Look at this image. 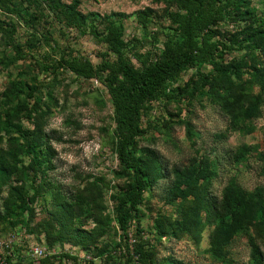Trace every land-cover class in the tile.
Here are the masks:
<instances>
[{"label":"rangeland","instance_id":"1","mask_svg":"<svg viewBox=\"0 0 264 264\" xmlns=\"http://www.w3.org/2000/svg\"><path fill=\"white\" fill-rule=\"evenodd\" d=\"M7 1L0 159L14 174L0 185V264H35V246L44 257L101 258L121 238L115 207L130 180L115 154L106 88L56 64L112 61L101 42L108 20L122 27L123 57L152 64L178 8L171 0ZM252 29L264 32V0L227 7L208 32L211 60L168 82L141 114L144 134L130 153H152L163 173L128 232L141 231L153 264H264V36L253 39ZM185 169L189 188L175 179ZM12 188L25 192L23 203Z\"/></svg>","mask_w":264,"mask_h":264},{"label":"trees","instance_id":"2","mask_svg":"<svg viewBox=\"0 0 264 264\" xmlns=\"http://www.w3.org/2000/svg\"><path fill=\"white\" fill-rule=\"evenodd\" d=\"M57 6L59 0H50ZM178 8V12L169 13L167 18L175 26L172 33L165 36L162 49L156 61L152 64H142L139 68L128 62L122 53V27L111 20L107 21L101 37L114 59L103 60L96 66L87 60H63L57 62L58 67H63L76 76L91 79H100L106 88L113 112L115 154L120 171L128 176L130 183L123 191L120 201L115 207V220L121 233V238L115 248L104 254L101 258H119L129 264L136 258L138 264H153L152 254L142 243L141 231L135 229L132 243H128V230L131 228L134 216L138 214V206L142 203L143 194L147 186L163 171L152 153L147 157H133L130 153L135 140L143 136L140 127L142 112L147 110L150 103L158 101L164 94L165 86L174 80L186 69L206 64L216 51V44L210 41V27L222 19L224 10L234 5L238 0H171ZM7 0H0V11L11 14L14 10L9 8ZM145 12H149L148 9ZM70 18L78 21L80 17L74 12V7L69 9ZM139 21L144 25L146 17L141 15ZM250 29V28H249ZM0 32L11 40L13 27L0 21ZM251 36L260 40L264 36L261 30L252 29ZM232 37H234L232 35ZM237 38V36H235ZM249 39V38H245ZM244 41V39H243ZM15 52L17 47H13ZM18 55V52H16ZM18 57V56H17ZM155 163V164H154ZM14 174L12 166L0 159V185L4 184ZM187 169L176 172L175 179L179 183L184 179V185L189 188L193 179ZM13 199L24 202L25 192L18 188L11 189ZM7 210V208H5ZM137 237V238H136ZM51 258H74L67 254L44 257L41 264H51Z\"/></svg>","mask_w":264,"mask_h":264},{"label":"built area","instance_id":"3","mask_svg":"<svg viewBox=\"0 0 264 264\" xmlns=\"http://www.w3.org/2000/svg\"><path fill=\"white\" fill-rule=\"evenodd\" d=\"M128 243H132L131 234L128 233ZM32 259L35 264H41L40 261L43 260L44 254L43 249L35 246L30 250ZM51 264H117L122 262L119 258H51ZM129 264H138L136 258H132Z\"/></svg>","mask_w":264,"mask_h":264}]
</instances>
